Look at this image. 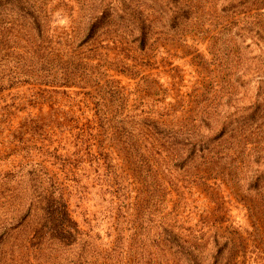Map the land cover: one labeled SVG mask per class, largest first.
<instances>
[{"label":"rangeland","instance_id":"obj_1","mask_svg":"<svg viewBox=\"0 0 264 264\" xmlns=\"http://www.w3.org/2000/svg\"><path fill=\"white\" fill-rule=\"evenodd\" d=\"M17 1L0 0V107L15 100L24 108L23 98L38 90L18 81L24 71L38 66L58 73L61 55L71 68L89 73L92 90L113 93L108 104L121 114L114 120L131 122L142 155L148 153V137L142 134L148 116L173 127L199 122L202 108H226L231 101L234 122L213 147L182 168L156 152L148 156L150 165L141 176L150 178L143 185L127 168L118 169L123 189L110 203L109 193L103 194V172L64 175L45 164L60 176L58 185L36 182L31 166L38 167L41 159L35 157L31 166L19 163L22 143L2 130L23 112L0 117V264H264V183L258 192L247 186L256 169L264 170V0H181L189 17L179 18L175 29L158 11L168 0ZM124 6L152 11L156 18L143 50L118 17ZM102 7L110 8V18L80 44L87 20ZM18 9L34 12L41 23V51L32 69H23L30 66L22 49L30 35ZM247 26L259 29L262 39L254 44L238 38L235 28ZM179 30L194 37L179 38ZM199 81L207 82L205 93L192 100ZM44 98L46 114L71 104L63 95ZM255 156H261L259 164ZM166 229L191 249L195 263L163 240ZM214 238L228 241L216 261Z\"/></svg>","mask_w":264,"mask_h":264},{"label":"trees","instance_id":"obj_2","mask_svg":"<svg viewBox=\"0 0 264 264\" xmlns=\"http://www.w3.org/2000/svg\"><path fill=\"white\" fill-rule=\"evenodd\" d=\"M8 1L19 5L17 0ZM180 1L172 0L170 2L168 0L159 3L158 11L165 18V24H168L170 29L178 28L182 21L179 18L187 19L189 17L190 11ZM16 12L26 20L28 35H30L27 40H24L25 45L22 48L26 49L24 62L30 66L23 67V69H32L35 68L32 63L41 51L39 48L42 40L39 41L41 23L38 15L30 10L18 9ZM117 13L118 17L127 23L125 27H127L131 42L139 50H143L148 44L152 24L156 21L152 11L141 12L124 6ZM110 16V8L105 7L92 13L82 30L79 43L85 44L93 39ZM235 29H237L236 35L240 39L248 37L254 44L262 39L259 29L256 30V28L248 26ZM226 32L229 34L230 29H226ZM192 34L190 31L189 33L183 30L178 32L179 38L182 39L183 37L192 39L194 37ZM58 57L57 69L61 68L58 71L59 74L43 72L44 70H39L38 66L35 70L24 71L26 76L18 81L38 89L37 92H31L27 99L23 98L21 103L24 108L21 107L20 102L15 100L11 104H2L0 107V117L3 118L23 112L17 118L15 125L8 124L2 130L6 132L7 136L5 137L17 143L18 146L22 143L20 151H18L21 153L19 163L23 162V164L31 166L34 164L35 157L41 159L37 164L38 167L31 166V173L36 177V182L39 181L40 184L58 185L60 178L58 173H55V169L48 170L45 164L53 166L64 175L73 173L76 176L79 171L86 173L91 170L96 173L103 172L104 185L108 191L110 188V192H107L104 187L103 194L109 193L111 203L118 200V194L123 189L118 169L127 168L134 181L143 185L150 176L148 173L145 176H141V174L145 171L144 169L148 170L150 162L147 160L151 158L152 154L158 153L159 156L173 161L174 166L182 168L192 162L197 154H203L205 150L213 147L211 145L229 132L234 122L231 101L226 108L212 106L213 110L210 111L208 108H202L204 110L198 116L199 122L192 120L183 124H174L173 127L160 124L155 118L148 116L143 118L144 122H142L144 124L142 128L145 130L142 129V134L148 137V153L147 156L142 155L139 153L141 150L138 141L134 139L133 132L128 128L131 126V122L127 119L116 121L120 119L121 114L117 105L112 107L109 105L114 100L113 93L111 91L107 93V91L96 87L92 90V86L88 85L92 81L89 73L81 72L77 66L71 68L70 62H68L70 59H61V55ZM197 85L200 88L199 91L190 94L192 100H198L205 93L203 90H205L207 82L199 81ZM57 88L62 90H56ZM70 89L73 90L69 93L66 92ZM52 94L63 95L71 103L68 109H62L59 112L50 108L48 114L43 113L41 105L45 100L44 97ZM25 108L29 110H23ZM192 108L197 107L193 106ZM174 115H177L176 112ZM179 115L184 116L185 111ZM193 117L195 118V116ZM2 126H4V122L0 123V127ZM33 151L37 152L38 156H33ZM135 155L142 156L143 159L135 158ZM148 156L150 157L148 158ZM259 157L261 156L254 157L257 164L260 163ZM40 171L42 172L39 173ZM261 182L264 183V170L258 168L248 178L247 186L250 190L258 192L261 189ZM163 240L178 255L185 256L195 263L191 249L185 246L171 230H164ZM213 242L212 258L216 261L228 241L219 242L217 238H214Z\"/></svg>","mask_w":264,"mask_h":264}]
</instances>
